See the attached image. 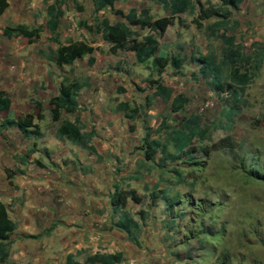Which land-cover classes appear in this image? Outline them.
Wrapping results in <instances>:
<instances>
[{"label":"rangeland","instance_id":"rangeland-1","mask_svg":"<svg viewBox=\"0 0 264 264\" xmlns=\"http://www.w3.org/2000/svg\"><path fill=\"white\" fill-rule=\"evenodd\" d=\"M65 1L59 42L83 40L96 51L88 59L58 69L47 60L48 49L55 45L48 42V33L42 28L39 39L27 48L29 56L25 57V52L21 58H10L7 45L17 48L26 41L2 37L4 26L15 25L9 16L3 17L0 87L15 99L13 109L4 115H24L19 106L22 101L37 112L34 103L39 102L42 120L34 122L52 135L59 122L50 119L49 97L61 81L83 82L85 78L91 80L95 102L110 104L111 114L115 113V98L130 106H142L131 119L119 114L107 121L88 112L89 122L99 129L109 156L110 192L115 183L123 192L133 190L139 203L127 199L124 209L137 221L138 212L145 215L138 232L135 264H264V0H231L236 7H227L230 16L224 24L218 23L222 20L219 17L203 19L199 11L222 6L218 0H179L187 2V7L174 14L153 0H116L112 10L95 15L90 12V0H76L75 5ZM9 2L12 7L23 6V16L35 26L43 25L44 11L50 6L44 0ZM131 8L137 13L147 10L152 20H171L156 36V55L168 62L159 77L149 62L136 64L133 55L124 50L112 55L100 35L84 33L77 27L79 21L91 24L92 17L105 18L109 23L120 21L115 12L125 14ZM130 30L137 40L151 33L149 24L140 22ZM223 38L239 46L246 58L240 72L246 71L251 80L239 89L228 79V67L222 65L223 91L218 93L207 85L208 79L192 57L221 62L226 47ZM171 58L179 61V68L169 64ZM154 81L170 88L171 96L184 95L187 103L178 112H170L169 102L153 97ZM119 90L122 92L117 94ZM70 116L61 113V119ZM182 122L200 135L191 137L184 154L172 159L177 153L166 143V136L177 129L186 132ZM112 124L117 130L111 135L106 129ZM144 137L166 143V156L155 150L151 159L144 157L138 149ZM3 150L0 146V178L10 164ZM160 190L173 200L171 212L164 210L159 199L150 205L151 192Z\"/></svg>","mask_w":264,"mask_h":264},{"label":"crops","instance_id":"crops-1","mask_svg":"<svg viewBox=\"0 0 264 264\" xmlns=\"http://www.w3.org/2000/svg\"><path fill=\"white\" fill-rule=\"evenodd\" d=\"M44 1L48 5L52 3V0ZM5 2L7 7L0 14V20L9 16L15 25L35 26L33 20L29 22L23 16V6L12 7L9 0ZM32 44L26 43L25 46L17 48L10 44L5 50L10 58H21L25 52L27 57V48ZM105 44L108 47L106 42ZM84 58L74 61L72 65ZM49 83L55 84L51 80ZM57 86L50 97L56 95ZM91 88L93 85L88 78V87H83L78 92L76 110L68 120L77 118L82 125V131L91 133L88 144L93 147L94 152L60 139L56 135L58 125L50 135L41 124L35 122L41 133L38 139H24L13 127L0 130V146L10 161L6 166V173H1L0 202L15 224L14 231L3 242L7 252L5 262L64 264L66 256L70 255L75 261L82 263L85 254L96 252L120 253L123 260L118 264H135L137 260V249L127 241L123 233L111 227L113 218L111 219L109 197L114 186H120L118 183L113 184L110 192L108 179L112 169L108 166L109 156L106 154L105 144L101 143L99 129L89 122L88 116L90 111L96 117L112 121L122 114L115 111L116 104L125 101L115 98V113L111 114L110 104L95 102ZM0 90L7 94L11 102L7 111L0 112V122L4 119H15L16 117L4 115L13 109L15 99L9 96L5 88L0 87ZM19 106L23 108V114H36L32 108H26L23 101ZM106 130L112 135L117 126L112 124Z\"/></svg>","mask_w":264,"mask_h":264},{"label":"trees","instance_id":"trees-1","mask_svg":"<svg viewBox=\"0 0 264 264\" xmlns=\"http://www.w3.org/2000/svg\"><path fill=\"white\" fill-rule=\"evenodd\" d=\"M75 5L76 0H71ZM116 0H90V12L92 15L100 12L101 10H112L113 4ZM162 7L163 10H169L171 14L176 12H183L187 7V2L177 0H153ZM222 6L210 9L200 8V14L203 19L210 17H219V24H224L225 19L230 16L228 6L236 7L235 3L231 0H218ZM65 0H52L50 6L45 10V19L43 25H36L28 27L24 24H17L13 26H5L2 29V36L5 38H23L27 44L36 42L41 34L42 28H45L48 33V42L55 45L54 49H48L47 60L52 63L58 69L64 66H70L76 60H81L84 57L90 55L96 50L93 46L83 40L66 39L65 43L59 42V25L60 19L63 15V9L61 8ZM7 7L5 0H0V14ZM121 17L120 21L109 23L107 19H97L92 17L91 24H87L84 21L77 22V27L88 34H97L101 36V39L108 44L107 51L114 55L118 50H124L133 55L136 64H144L149 62L150 67L154 73L159 77L164 68L168 64L165 59L157 57L158 42L157 35H161L166 26L171 22L170 18H161L152 20L147 14V10H140L139 13L135 9L131 8L127 13L123 14L120 11H116ZM142 23V25L149 24L148 33L137 40L133 37V33L130 30V26L134 23ZM226 47L224 50V56L221 62H214L203 56L192 57V61L196 62L199 67V72L207 80V85L215 92H222V71L221 66L226 65L228 67L227 77L230 81L242 89L251 80L246 71L240 72L241 64L246 62L245 56L240 52L239 46L233 45L231 39H225ZM91 64L90 62H88ZM169 64L174 68H179L180 63L175 58L169 60ZM152 95L158 97L163 103L169 102V110L172 113L178 112L187 103L188 99L182 94L172 95L171 89L164 86L159 81L151 82ZM83 87H88V79L85 78L83 82L74 79L69 82L61 81L57 86L56 95L48 99L49 116L52 122H59L56 129V135L60 139H64L71 144L94 152V149L89 145L91 133H85L82 131V125L77 118L73 121L68 119H61V113L73 114L76 110V97L78 92ZM119 90L117 94L121 93ZM10 99L7 94L0 90V112H5L10 107ZM34 106L37 110L34 116L30 114H24L17 116L15 119H4L0 122V130L3 128L13 127L15 128L24 139H38L41 136L38 125L34 122L42 120L41 106L39 102H35ZM142 106H130L127 102H119L115 106V111L121 112L125 119H131L136 115ZM192 124H197L196 118L191 119ZM184 123V122H182ZM185 130H174L166 136V143H169L176 155L172 156V159H178V155L184 154V150L190 145L191 137L200 135V132H196L192 127H189L187 123H184ZM166 143L161 144L158 141H147L145 137L142 139V146L138 149L142 150L144 157L151 159L157 150L161 156H166ZM159 195V196H157ZM127 199L139 203L138 198L135 196L133 190L123 192L118 186H114V191L109 197L110 212L112 218L111 227L115 230L123 233L127 241L134 247H139L138 232L141 222L144 219V214L138 212V221L134 218V215L129 214L125 209ZM160 200L164 206V210L171 212L174 202L163 190L157 192H151L150 205H154L157 200ZM15 224L8 217L5 206L0 202V264H4L7 252L5 250V242L9 235L14 231ZM123 260L120 253H93L85 254L82 263L74 260L73 256H66L64 264H118ZM224 264V263H221Z\"/></svg>","mask_w":264,"mask_h":264},{"label":"built area","instance_id":"built-area-1","mask_svg":"<svg viewBox=\"0 0 264 264\" xmlns=\"http://www.w3.org/2000/svg\"><path fill=\"white\" fill-rule=\"evenodd\" d=\"M98 101H100V100L98 99Z\"/></svg>","mask_w":264,"mask_h":264}]
</instances>
